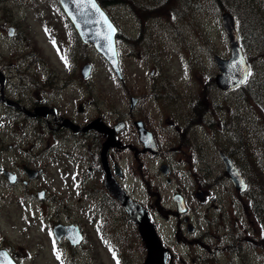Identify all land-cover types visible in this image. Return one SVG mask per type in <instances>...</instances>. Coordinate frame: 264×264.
I'll list each match as a JSON object with an SVG mask.
<instances>
[{"label":"rangeland","instance_id":"1","mask_svg":"<svg viewBox=\"0 0 264 264\" xmlns=\"http://www.w3.org/2000/svg\"><path fill=\"white\" fill-rule=\"evenodd\" d=\"M105 1V11L123 35L122 40L116 39L122 81L92 47L82 50L69 40L66 34L73 29L57 0H0V65L12 66L11 71L5 70L12 77L64 78L80 77V67L91 63L92 71L84 84L89 88L90 102H94L86 115H103L107 123L123 120L127 125L119 138L125 149L118 154L127 192L145 206L150 200L146 184L155 187L159 205L171 209L172 194L176 190L187 193L188 205L194 209L190 215L193 224L198 232L205 230V211L189 194L197 184L217 195L237 192L216 153L217 149L231 148L227 140L232 134L235 141L237 130L244 132L245 145L260 153L259 173L263 179L255 182L264 191V115L239 91L221 94L213 83L218 70L212 56L226 58L229 55L217 6L211 0H175L166 9L167 5L162 8L165 0H154V5L156 1L161 2L159 13L144 20L132 11V7L137 8L143 0ZM151 2L147 0L150 16L153 14ZM254 6L258 14L253 18L246 8L240 10L243 16L238 20L239 28L261 30L264 38V0H256ZM139 30L144 43L140 41L131 46L128 40L136 38ZM250 69L255 80L264 81V60L255 59ZM76 84L74 81L72 85ZM129 96L142 99L132 113L128 111ZM199 114L202 122L194 124ZM134 118L147 124L162 150V155L156 158L141 154L143 158H139V163L135 160L136 173L133 154L140 147L131 124ZM233 145L236 144L233 142ZM67 152L66 147H61L60 158L48 163L47 173L28 187L29 191L45 189V194L53 199L49 204L24 196L20 190L10 192L0 186V241L8 242L17 252L19 264H99L98 254L95 253L94 258L83 251V246L68 250L64 245L56 248L53 244L51 218L58 205L66 208V212L60 214L62 220L70 215L80 222L87 218L88 208L96 206L82 192H72L75 177L81 178L83 173L79 168L84 165L77 164L71 155L65 157ZM228 152L237 159L236 150ZM141 159L146 164L142 165ZM237 161L244 173L254 164L251 161L250 166H245L241 158ZM161 163L170 169V184H166L165 177L158 171ZM82 170L85 172V167ZM85 176L92 173L85 172ZM250 184L252 188L247 192L254 190L252 180ZM96 197L100 198L96 194L92 200ZM151 202L155 204V197L152 196ZM104 204L114 203L105 201ZM211 212L207 210V214ZM158 224L166 237L172 236V221L160 218ZM134 249L137 255L143 250L138 240ZM98 251L104 263L109 264L103 251Z\"/></svg>","mask_w":264,"mask_h":264},{"label":"flooded vegetation","instance_id":"2","mask_svg":"<svg viewBox=\"0 0 264 264\" xmlns=\"http://www.w3.org/2000/svg\"><path fill=\"white\" fill-rule=\"evenodd\" d=\"M67 34L69 40L82 50L91 47L80 41L75 30H70ZM117 38H123L119 30ZM131 40H136L137 44L140 41L144 43L142 31L139 30L136 38L129 39V44ZM11 68L12 66L0 65V186L7 187L10 192L20 190L24 192V196L32 199H38V193L44 192L43 198L38 200L42 201V204H49L53 199L45 194V189L29 191L28 187L47 173V164L60 158L58 154L61 147H66L69 153L64 156L71 155L77 164L84 165L86 173H92V176L86 177L82 170L84 167H80L83 177H75L76 185L72 192H82L87 200L92 205L96 203V206L95 209L88 208L87 218L80 222L70 215L62 220L60 214L66 212V208L58 205L51 218L52 228L72 227V233L80 235V243L72 245L63 236L56 239L51 229L54 246L58 248L59 245H64L68 250L83 246V251L94 258V254H98L99 264L105 263L98 249L103 251L109 264H143L146 250L136 225L127 218L121 206L105 189L106 172L101 165V152L108 136L92 128L82 130L97 119L110 129L116 123H123V127L114 132L117 146L109 148L106 153L109 174L121 185L124 184L125 175L118 169L121 167L118 154L125 149V145L119 138L127 128L125 122L117 120L107 123L103 115L98 114L87 117L89 105L94 102H90L89 88L84 84L87 78L12 77L5 71H11ZM150 74L153 75L154 71ZM14 79L18 80V83L13 82ZM74 81L77 82L76 86L72 85ZM136 98V105L130 113L142 101L141 96ZM135 122H141L143 128L151 134L155 153L145 149L139 141L138 132L133 126ZM131 124L140 147V150L136 148L134 151L133 166L135 160L139 163V158H143L141 154L146 158L162 155V150L147 124L140 118H134ZM143 164H146L144 159ZM163 165L166 164L161 163L158 171ZM145 188L147 192H156L157 189ZM195 190L200 191L198 200L195 198L198 193ZM192 191L194 192L189 195H193L198 201L196 205L205 211V230L200 232L191 219L190 215L194 209L191 210L188 205L187 193L176 190L172 194V197L174 194L183 197L186 210L184 215L177 213L174 204L173 209L163 205L157 207L151 202L152 195L148 193L150 200L144 207L151 222L156 226L162 246L168 250L166 264H264V196L260 195L258 199H254L250 196L251 192H223L217 195L203 189L200 184ZM26 192L31 193L27 195ZM96 194L100 198L96 197L93 201V195ZM105 201L114 204L106 205ZM208 209L212 210L210 214H207ZM160 218L173 222L171 237H166L160 231ZM137 240L143 249L138 255L134 249ZM0 251L7 252L18 262L19 256L8 242L0 241Z\"/></svg>","mask_w":264,"mask_h":264},{"label":"water","instance_id":"3","mask_svg":"<svg viewBox=\"0 0 264 264\" xmlns=\"http://www.w3.org/2000/svg\"><path fill=\"white\" fill-rule=\"evenodd\" d=\"M57 1L82 43L92 45L110 65L117 77L121 79L115 47V35L117 29L97 1ZM93 4H95V7H93ZM220 21L229 43L230 54L227 59L221 58L217 55L213 56V61L218 68V74L214 77V84L217 89L226 92L242 86L247 81L249 68L239 44L235 16L230 12H223L220 14ZM90 71L91 65L86 64L81 68L80 74L85 78L89 75ZM136 102V98L129 99L130 110L135 107ZM134 125L138 132L139 141L144 145L145 149L155 153L156 149L151 134L143 128L141 122H135ZM122 127L123 123L119 122L110 129L102 123L100 119H97L82 130L86 131L92 128L96 129L98 132L107 134L108 137L103 143L101 152V165L106 172L105 187L109 193L120 202L129 219L137 224L139 235L144 243L147 253L144 264H165L167 250L162 248L154 226L149 221V216L146 210L141 205L131 200L127 193L109 174L106 153L110 147L117 146V143L114 140V132L120 130ZM218 155L223 162L225 173L228 175L234 188L238 191H244L246 189V184L234 165L224 153L218 152ZM160 171L162 174L166 175L167 167L165 165L161 166ZM118 173L119 172L117 171V174ZM32 176L34 177L35 173H33ZM169 181L170 180L167 179V182ZM42 197L43 192H39L38 198L40 199ZM196 197H200V194H197ZM173 200L177 205L178 213H183L185 208L181 197L175 195ZM53 232L57 238L65 236L73 245L77 244L80 240V236L77 233H72V227L70 226H57L53 229ZM0 264L15 263L7 252L0 251Z\"/></svg>","mask_w":264,"mask_h":264},{"label":"trees","instance_id":"4","mask_svg":"<svg viewBox=\"0 0 264 264\" xmlns=\"http://www.w3.org/2000/svg\"><path fill=\"white\" fill-rule=\"evenodd\" d=\"M98 1L100 2L102 6H104V4L106 3L105 0H98ZM211 1L217 6L218 11H224V10L231 11L232 13L236 15L238 20L241 18V16H243L240 10L244 8L247 9L249 17L251 18L257 16L258 14L257 6H254V2L256 0H211ZM171 2L174 3L175 0H165L164 4L162 5V8H165V6L167 5L166 7L167 9ZM151 3L153 4L154 0H152ZM160 6H161V2L156 1V5L153 4V14L150 16L149 14L151 11H148L150 7L147 3V0H143L141 5L138 6L137 8L133 6L132 11L140 19L147 20L148 17H152L155 14L159 13ZM247 31L242 30L241 28H239L238 30L239 36H240V45L242 47V50L245 56L246 54H250V57L249 58L246 57V58H247V62L249 66H251L255 59L264 60V38L262 36L261 30H247ZM130 45L131 46L137 45V41L131 40ZM150 52H153V50ZM236 91H239L242 97H244V99L249 101L250 104L256 106L260 110V112L264 115V110H263L264 96L259 95V94H264V81L255 80L254 75L253 76L249 75L247 83L244 86L237 88ZM198 116L200 117V122H202L201 114H199ZM228 125L232 126V124L231 125L228 124ZM237 132L238 133H235V141L234 140L232 141L236 145H233V143L229 142L228 146L231 148L230 149H227L226 147H223V148L225 149V151L227 150L226 153L230 158L232 157L228 151L234 152V150H236L235 156L237 159L236 160L233 158L232 159L235 161L238 167H239V163L237 161L238 158L242 159L244 163L243 165L245 166L246 165L250 166L251 161L254 162V164L250 167V170L248 171V173L243 172V176L247 182L248 189L252 188V185L250 184V180H252V184L254 185V190H251V191L258 192L257 195H259V192H264V191L260 189L259 185L255 182V180H262L263 176L261 173L252 174V171L257 170L256 164L259 163L258 158L260 156V153L256 151V148L249 149V147L245 145L244 132L239 133L238 130ZM236 137H238V139H236ZM250 151H251V154H250ZM241 168L242 166H240V170H242ZM247 174H249L252 178L249 175L247 176ZM255 174L257 175V177H254ZM150 194L153 197H155V204L157 205V207H160L158 193L153 190L150 192Z\"/></svg>","mask_w":264,"mask_h":264},{"label":"snow or ice","instance_id":"5","mask_svg":"<svg viewBox=\"0 0 264 264\" xmlns=\"http://www.w3.org/2000/svg\"><path fill=\"white\" fill-rule=\"evenodd\" d=\"M93 7H95V4H93Z\"/></svg>","mask_w":264,"mask_h":264}]
</instances>
